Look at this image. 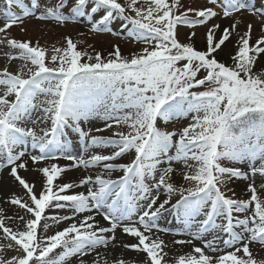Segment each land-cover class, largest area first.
I'll return each instance as SVG.
<instances>
[{
  "label": "snow or ice",
  "instance_id": "snow-or-ice-1",
  "mask_svg": "<svg viewBox=\"0 0 264 264\" xmlns=\"http://www.w3.org/2000/svg\"><path fill=\"white\" fill-rule=\"evenodd\" d=\"M29 19L140 48L50 51L12 36ZM0 21V264H264V0H3Z\"/></svg>",
  "mask_w": 264,
  "mask_h": 264
},
{
  "label": "rangeland",
  "instance_id": "rangeland-1",
  "mask_svg": "<svg viewBox=\"0 0 264 264\" xmlns=\"http://www.w3.org/2000/svg\"><path fill=\"white\" fill-rule=\"evenodd\" d=\"M125 1V0H123ZM120 2V0H119ZM184 3L186 4H190L191 6H198L200 3H202V0H183ZM141 3H143V0H141ZM3 7V0H0V8ZM0 24H2V21H0ZM27 29L26 32L21 33L19 31V28H13L11 30L12 36L15 38H19V39H28L31 38L33 41L39 39V43L42 46H46L49 48V50L51 51V49L53 47H61V44L65 43L64 41V36L65 35H73L76 34L77 38L80 37L79 35H81V33H83V35L81 36H85L83 39V43H89L92 44L93 47H100L101 45H105L107 46L108 44H112V43H122L123 45H125L129 50L131 49H135L138 50L140 48V45L135 44V43H130V42H126L123 38L121 37H117V36H113L111 34L108 33H93L90 32L87 27L84 24H68L65 27H53L51 24H46V25H41L38 22H36L35 20L29 19L25 25L23 26ZM114 28L118 29L119 28V21H117L114 24ZM188 31L187 28H184L181 32V36L183 37L184 33H186ZM79 39V38H78ZM195 43L196 46L198 48H203L204 47V30L203 28H199L197 29V36L195 38ZM102 47V46H101ZM229 51H233V46L232 44L228 45V48L225 50V52H221L219 57H224L226 62H231L230 61V57L228 55H226L227 52ZM20 65L19 61L13 62L11 67L13 68H18ZM5 66V59L0 57V69H2ZM93 123L97 124L98 126L100 124H102L101 121H94ZM43 125H41L42 127ZM90 127L92 126L91 124L89 125ZM184 126L183 123H177L175 125H170L169 128H182ZM125 131L127 130L126 128L124 129ZM101 135H110L111 134V130H109V132H105V133H99ZM73 141L74 143L78 144L79 141L77 139V137L75 136V134L72 135ZM134 157L130 154H126L124 157L120 158V162L122 163H127V162H131V160ZM63 163V162H61ZM175 167H177V169L179 170V168L181 167V165H175ZM78 171V173H80L79 175H75L74 173ZM86 174L84 171H79V170H74L72 172V176L73 177H80L82 175ZM122 175V173L120 171H116L113 175V178H117L118 176ZM28 178L30 180H36L37 182L39 181L40 177L38 174L35 173H30L28 174ZM176 179L180 182L183 183L182 181H180L179 176L177 175ZM246 181H236L234 185H230V187H234L235 191L237 193V195H246L245 193V186H246ZM187 186V185H185ZM37 189H39V183H37ZM23 192V189H22ZM21 192V193H22ZM176 199H179V195H176L173 197V202H175ZM13 210L15 211V209L13 208ZM161 226L163 227H169L173 229V232L169 233V234H162L163 238L166 241H172L173 239H178V238H183V237H177L175 235V232L178 231L181 228V225L174 220V218L172 216H166L164 219H162L160 221ZM52 231H55V228L50 229V233ZM124 239L126 241H130V242H135L132 238H129L127 236L124 237ZM59 251V249L57 250ZM119 251V250H118ZM176 251H182V252H189L190 249L186 248V247H181V246H176ZM129 255H130V251ZM128 252L127 255L128 256ZM8 255H11V252L8 253ZM129 257H132L131 255ZM264 257V253H261L258 258ZM74 260V258H73Z\"/></svg>",
  "mask_w": 264,
  "mask_h": 264
},
{
  "label": "bare ground",
  "instance_id": "bare-ground-1",
  "mask_svg": "<svg viewBox=\"0 0 264 264\" xmlns=\"http://www.w3.org/2000/svg\"><path fill=\"white\" fill-rule=\"evenodd\" d=\"M114 173L112 174V176L114 175ZM74 174L75 175H79L80 173H78V171H76ZM11 191L16 192V193H21L22 192V189L20 187L16 186V185H12ZM76 191H85L86 192V187H84V188H77ZM163 198L164 197H162V199ZM12 212H14V210H13V208H10L9 209V213H12ZM124 255H127V252H125ZM130 255L132 257H135L136 256V253H133V252L130 251ZM130 255H129V252H128V256H130Z\"/></svg>",
  "mask_w": 264,
  "mask_h": 264
},
{
  "label": "trees",
  "instance_id": "trees-1",
  "mask_svg": "<svg viewBox=\"0 0 264 264\" xmlns=\"http://www.w3.org/2000/svg\"><path fill=\"white\" fill-rule=\"evenodd\" d=\"M112 48H113V47H110V48H109V50L111 51V50H112ZM108 52H109V51H107V52H106V55H107V53H108ZM219 58H220L222 61H225V60H224V57H222V58H221V57H219Z\"/></svg>",
  "mask_w": 264,
  "mask_h": 264
}]
</instances>
